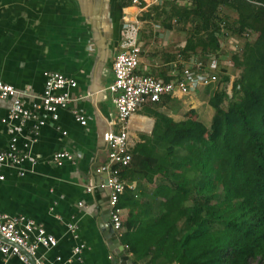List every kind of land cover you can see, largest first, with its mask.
<instances>
[{"label":"crops","instance_id":"0c3cea01","mask_svg":"<svg viewBox=\"0 0 264 264\" xmlns=\"http://www.w3.org/2000/svg\"><path fill=\"white\" fill-rule=\"evenodd\" d=\"M166 1L148 0L136 5L131 0H0V79L25 91L24 105L30 107L42 94L44 71H58L76 82L74 87H67L70 101L58 109L56 119L40 109L36 118L23 123L4 122L11 100L0 98V149L16 137L19 152L27 155L16 165L6 163L0 168L3 175L0 212L33 218L56 238L54 246L37 249L44 264L118 263L106 222L109 216L107 173L96 170L107 161L104 134L118 132L117 111L106 87L114 77L113 58L122 48L126 25L138 24L137 42L141 49L144 23H159L156 19L143 18V13ZM92 16L96 20L90 19ZM98 21L104 36L100 47ZM185 42L186 39L182 47ZM142 51L136 72L163 81H166L162 77L164 71L169 80L197 57L190 54L179 65L170 62L158 70L144 58ZM229 60L223 68L231 72V78L234 73ZM213 89L211 85L187 94L163 95L160 101L143 103L131 115L127 143L132 158L127 166L120 167L118 174V179L125 184L119 197V203H123L120 206L122 223L129 215L146 219L157 211L142 206V201L137 205L133 200L129 202L126 191L145 199L151 190L166 181L160 173L150 179L142 176L143 168L134 164L136 156L140 151L164 148L165 143L155 134L169 136L171 128L166 126L167 121H183L192 109L195 111L192 117L209 126L214 115L210 104ZM74 112L83 115L85 124L76 119ZM57 151H67L73 157L57 164L52 158ZM118 240L128 255L127 264H160L165 260L149 252L137 258L121 238ZM79 245L82 248L76 252L74 248ZM0 264L23 263L12 256L0 257ZM170 264L178 263L172 260Z\"/></svg>","mask_w":264,"mask_h":264},{"label":"trees","instance_id":"16d2710c","mask_svg":"<svg viewBox=\"0 0 264 264\" xmlns=\"http://www.w3.org/2000/svg\"><path fill=\"white\" fill-rule=\"evenodd\" d=\"M223 8L235 14L231 22ZM143 18L165 29L190 24L180 50L185 57L218 54L228 30L251 38L229 58L233 95L225 88L231 72L217 73L211 124L192 117V109L183 121H167L169 136L155 134L164 148L134 159L142 176L160 173L166 181L145 199L126 191L129 202L157 211L146 219L129 215L121 241L137 258L165 257L160 264H264V0H167ZM162 77L169 78L165 71Z\"/></svg>","mask_w":264,"mask_h":264},{"label":"built area","instance_id":"2783aa9c","mask_svg":"<svg viewBox=\"0 0 264 264\" xmlns=\"http://www.w3.org/2000/svg\"><path fill=\"white\" fill-rule=\"evenodd\" d=\"M131 1L136 5H142L148 0ZM163 1L165 0H150L151 3ZM138 29L137 23L126 25L123 31L122 48L113 58L114 77L106 90L111 94L117 111L115 122L118 132L109 131L104 134L108 145L107 161L96 169L98 172L107 173L109 218L118 238H121L123 234L119 197L125 189V184L118 179V174L120 167L127 166L131 161L127 143L129 118L143 103L160 101L163 95L176 92L187 94L200 87L216 84L219 79L217 73L224 67V63H220L218 54L211 53L206 61L193 59L183 66L182 71L173 74L166 81L151 75L139 74L136 72L141 50L137 42ZM242 35L247 37L250 34L246 31ZM44 78L43 92L30 107L25 106L22 101V96L26 94L25 91L18 90L0 79V98L11 100L8 115L2 121L23 123L27 119L36 118L40 109L48 112L52 119L58 117V109L65 107L70 101L67 87H74L76 82L58 71H44ZM232 80L233 77L225 83V88L232 85ZM227 92L229 93L228 90ZM74 114L80 123L85 124L86 120L83 115L78 112ZM25 157L27 155L18 150L17 138L12 137L7 147L0 149V168L6 163L16 165ZM72 157L73 155L67 151H57L52 156L57 164H61L63 159H72ZM2 178L3 175L0 174V179ZM55 243L56 238L46 233L44 227L35 219L24 214L11 215L0 212V257L4 259L17 257L23 264H44L43 259L37 255L38 247L50 248ZM81 248L82 245H79L74 250L79 252Z\"/></svg>","mask_w":264,"mask_h":264},{"label":"rangeland","instance_id":"374dc122","mask_svg":"<svg viewBox=\"0 0 264 264\" xmlns=\"http://www.w3.org/2000/svg\"><path fill=\"white\" fill-rule=\"evenodd\" d=\"M222 12L227 15L230 22L233 20L235 14L228 8H223ZM144 25L145 26L141 31V49L144 51H142V54L145 53L144 58L150 60L154 64L155 68L158 70L165 68L167 67L166 63L170 62H175L177 65H179V61L188 57H185L184 54H181L180 50L182 47L181 45L188 36L186 29L191 27L190 24L173 22V28L169 30L165 29L160 23L156 21H152V23H144ZM248 38H251V36L246 38L242 34L238 35L229 30L226 32V35L223 34L221 38L222 50L218 53L220 63H225L227 60H229V58L232 57L233 52L240 50V47L243 46L244 42ZM195 55L197 56V59H202L203 61H206L207 57L209 56L208 54L201 53L200 51H197ZM144 62L146 63L147 61L145 60ZM225 64L228 65V63ZM233 76V78H235L236 74L234 73ZM220 87L222 88L221 85ZM226 89L231 95H233L232 85ZM211 92L212 97L213 91ZM228 101L229 100L226 99L223 103V106H227ZM216 193V200H218V197L221 196L220 189L217 190ZM255 262L256 260L253 259L251 260L250 264H255Z\"/></svg>","mask_w":264,"mask_h":264},{"label":"water","instance_id":"95a60500","mask_svg":"<svg viewBox=\"0 0 264 264\" xmlns=\"http://www.w3.org/2000/svg\"><path fill=\"white\" fill-rule=\"evenodd\" d=\"M92 18L95 19V17H93V16L90 19H92ZM97 24H98V25H96L97 33L100 36V39H98L99 40L98 46L100 47L103 44L104 36L102 34V28L100 27V21H98ZM106 183H107V179L105 180V184ZM108 211H110V208H108ZM106 218L105 219H106V222H107V225H108V230H109V232H110V234L112 236V241H113V243L115 245V248L112 247V249H113L114 253L117 255V257H119V259L116 258V260H118L117 264H127L128 255H126L125 250L123 248V245H121L119 243L118 237H117V235H116V233H115V231H114V229L112 227V224H111L109 216H107Z\"/></svg>","mask_w":264,"mask_h":264}]
</instances>
